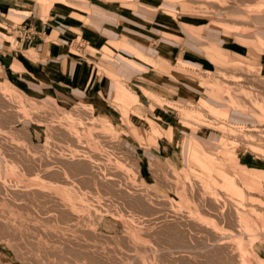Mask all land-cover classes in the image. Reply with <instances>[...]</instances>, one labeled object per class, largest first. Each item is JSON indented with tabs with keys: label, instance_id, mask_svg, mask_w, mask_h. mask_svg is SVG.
<instances>
[{
	"label": "rangeland",
	"instance_id": "374dc122",
	"mask_svg": "<svg viewBox=\"0 0 264 264\" xmlns=\"http://www.w3.org/2000/svg\"><path fill=\"white\" fill-rule=\"evenodd\" d=\"M85 1L0 0V51L56 4L82 19ZM104 1L149 31L129 37L144 57L73 36L102 77L95 104L0 62V264H237L257 247L264 264V0Z\"/></svg>",
	"mask_w": 264,
	"mask_h": 264
},
{
	"label": "crops",
	"instance_id": "0c3cea01",
	"mask_svg": "<svg viewBox=\"0 0 264 264\" xmlns=\"http://www.w3.org/2000/svg\"><path fill=\"white\" fill-rule=\"evenodd\" d=\"M85 3L88 10L82 14V19L70 16L68 10L59 3L56 4V10L47 11L43 20L34 16L30 22H25L19 27L22 35L13 36V44L18 43L19 48H10L6 53L0 51V62L7 65L11 74L16 73L19 77L24 72L29 75L30 79L40 85L41 90L50 89L54 94L57 93L55 88L63 89L71 96L95 104V98L101 90L102 77L83 57L68 53L73 36L77 35L90 48L102 41L121 39L129 44L126 45L131 50L138 52V49L130 46L132 40L129 37L147 38L146 32L149 30L137 22L136 19L142 17L120 4L104 0H86ZM18 8L26 16L32 13V5L22 7L19 4ZM38 10L45 13L39 5ZM23 50L34 58L26 57L22 54ZM12 64L17 68H13ZM19 67L22 70H17Z\"/></svg>",
	"mask_w": 264,
	"mask_h": 264
},
{
	"label": "bare ground",
	"instance_id": "6f19581e",
	"mask_svg": "<svg viewBox=\"0 0 264 264\" xmlns=\"http://www.w3.org/2000/svg\"><path fill=\"white\" fill-rule=\"evenodd\" d=\"M138 57H144V56H142L141 54H138L137 55ZM137 57V58H138ZM143 59V58H142ZM145 61H147V62H150V61H148V60H145ZM151 62L152 63H155L156 62V60H151ZM150 62V63H151ZM178 66H179V68H184V69H186V70H188L189 72L190 71H193L194 72V70L196 69H191V68H189V67H183L182 65H179L178 64ZM194 66V65H193ZM159 70H162V71H164V72H170V71H172L171 69H170V65L169 64H167V62H162V64H161V67H159ZM174 72H176L177 74H180V75H187V74H185V73H181V71H179V70H176V71H174ZM221 72V71H220ZM171 73V72H170ZM191 76V75H190ZM193 87V86H192ZM222 99H219V101H221ZM201 101H203V100H201ZM200 101V99L198 100V103H201L202 104V102ZM204 103H206L205 101H203ZM197 102H196V105L197 106H199V104H198ZM203 103V104H204ZM202 104V107L204 106ZM207 104V103H206ZM235 104V103H234ZM194 105V104H193ZM195 105V106H196ZM187 106V105H186ZM201 106V105H200ZM207 107L211 110V108H210V105L208 106V104H207ZM212 107V106H211ZM204 108V107H203ZM208 108H207V110H208ZM205 109V108H204ZM214 110H216V109H214V107H213V110L212 111H214ZM209 111V110H208ZM216 111H221V114L222 115H226L227 113H228V108L227 107H225V108H222V109H217ZM204 173V172H203ZM221 181L222 182H231L232 183V181H233V179L232 178H230V177H228L227 175H221ZM254 194V193H253ZM258 195V194H257ZM238 211V210H237ZM238 212H240V211H238ZM224 213V212H223ZM241 213V212H240ZM221 215V214H220ZM237 215V220H239L240 219V217H239V213L238 214H236ZM221 218H223V215H222V217ZM236 218V217H235ZM186 224V223H185ZM179 228V227H178ZM216 230V229H215ZM216 231H212V233H215ZM230 234V233H229ZM229 234H228V236H229ZM220 235V234H219ZM228 236H226V237H228ZM225 236H221V237H216V238H212L211 240H209V243H207L205 246H203L202 248H203V252L204 253H213V255H219V249L223 246V244H221V241L223 240V239H225L224 238ZM225 245V244H224ZM228 246V245H227ZM252 246V245H251ZM175 247V246H174ZM224 247V246H223ZM190 246H178V247H175L174 248V251L172 250V251H167V253L169 254V256L170 255H172V254H177V255H180L181 257L182 256H184V255H182L184 252H187V251H189L190 250ZM228 248V247H227ZM232 248V247H231ZM225 249V248H224ZM193 250V249H192ZM195 250V249H194ZM227 250V249H226ZM231 250V249H230ZM191 251V250H190ZM199 251V250H198ZM201 251V250H200ZM225 252V251H224ZM252 253V255H254V257L256 258V261H247L246 259H245V257L244 256H242L241 254H239V259L237 260V264H257V261H258V263H263V261H262V253H263V248H259V247H257V248H255V250L254 251H252L251 252ZM164 254H165V252H164ZM189 254V253H188ZM201 256V255H200ZM96 258V257H95ZM188 258V257H187ZM216 258V257H215ZM175 259V258H174ZM178 259V258H177ZM189 259V258H188ZM124 261V260H123ZM196 261V260H195ZM181 262V261H180ZM179 262V263H180ZM234 262V261H233ZM120 264V263H119ZM121 264H127V263H121Z\"/></svg>",
	"mask_w": 264,
	"mask_h": 264
},
{
	"label": "built area",
	"instance_id": "2783aa9c",
	"mask_svg": "<svg viewBox=\"0 0 264 264\" xmlns=\"http://www.w3.org/2000/svg\"><path fill=\"white\" fill-rule=\"evenodd\" d=\"M20 24V23H19Z\"/></svg>",
	"mask_w": 264,
	"mask_h": 264
}]
</instances>
